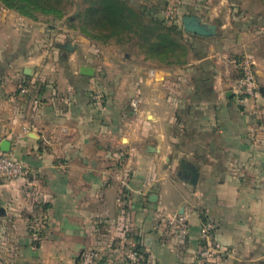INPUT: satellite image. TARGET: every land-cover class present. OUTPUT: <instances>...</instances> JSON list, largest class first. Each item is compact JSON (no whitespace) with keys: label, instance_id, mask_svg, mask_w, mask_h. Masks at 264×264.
I'll return each mask as SVG.
<instances>
[{"label":"crops","instance_id":"obj_1","mask_svg":"<svg viewBox=\"0 0 264 264\" xmlns=\"http://www.w3.org/2000/svg\"><path fill=\"white\" fill-rule=\"evenodd\" d=\"M29 32L0 45V151L27 169L0 183V264H72L109 243L105 230L120 228L125 212L153 264H264V31L235 45L254 62V102L238 98V77L216 57L212 36L194 35L186 63L150 70L137 109L124 76L100 104L95 77L80 73L94 66L75 48L58 61L59 41L26 48ZM182 160L197 169L195 184L178 173ZM176 215L185 234L166 224ZM206 223L214 227L203 236ZM206 243L213 250L202 261Z\"/></svg>","mask_w":264,"mask_h":264},{"label":"rangeland","instance_id":"obj_2","mask_svg":"<svg viewBox=\"0 0 264 264\" xmlns=\"http://www.w3.org/2000/svg\"><path fill=\"white\" fill-rule=\"evenodd\" d=\"M126 1L137 10L142 11L143 16L147 20L148 17L155 16L163 20L164 24L167 26L176 25L183 29L181 17L184 14L192 13L199 15L203 21L216 24L217 33L212 36L211 39H207V41L215 44V51L217 52L216 57L219 56L226 61L232 68V74L237 77L240 75V70L233 63V60L238 61L249 58L247 53L240 51V48H238V44L241 43L242 37L245 34H247V36H255L264 31V0ZM83 6L82 0H64L62 3L61 15L47 14L38 11L33 17H28L20 14L15 8L7 7L4 1L0 0V45L3 46L8 41L17 45L19 43L18 33L24 34V32L28 30H31V32H29L31 36L25 40V44L23 43L26 48L39 46L40 44L41 46L42 44L54 46L56 41H59L61 44L70 41L71 45H73V49H77L76 51L79 57L96 68V72L91 76L95 77L91 86V92L93 96L95 94H100L98 99L93 98L94 101H98L100 104L103 103L104 92H109L110 90L108 89L110 88L111 92H114L111 84L112 80L116 78V75L120 74L124 76L125 83L123 87L126 89L127 97L132 95L134 98L139 97L141 93L148 91V84L145 82L148 80V73L150 70L160 66L171 67L182 65L186 63L193 54V36H190L184 29L185 32H181L179 39V47L181 46V49L184 48L186 50L184 57H177L175 55L166 57L160 54H150L148 56L139 49L135 37L131 40L126 39V35L123 39H119L118 37L103 39L102 37H95L98 36V32L94 30H88L87 33H84L80 28L82 19L74 18L77 12L83 10ZM18 16L28 18L30 21L25 23L26 20L23 19L22 22L18 20ZM46 28H49L51 33L47 39H45L46 32L44 31ZM235 45L238 46V50H236ZM2 46H0V48ZM254 47L256 54L259 50H262V45L256 44ZM63 48L64 47L58 50V61L62 54H68L72 50ZM84 55L86 58L83 57ZM168 59L171 61L183 59L185 62L182 64L174 62L167 63L166 60ZM256 83L257 89L252 95L237 89L235 84L233 88L240 100H251L254 102L260 97L257 79ZM102 88L105 90H102ZM127 102H130V99ZM124 103H126V101ZM177 170L178 164L174 166V178H177ZM118 202L121 201L118 200ZM126 204L127 203L124 205ZM126 215L127 213L125 212L126 221L120 225V228L116 229V231L112 230V228L107 231L105 230V236H103L100 230H97L99 228L94 225L92 227L94 237L100 240V237L103 236L108 238L110 242L107 244L94 243L89 247L88 255H79L72 264H76V262L77 264H153L148 260L145 252L142 240L143 236L138 232L137 227L130 223ZM37 224H42V221H34V224L31 223L28 229L33 231L34 228L35 232L37 230ZM153 225L155 229L158 227L159 223L156 222V219H154ZM116 233L117 235L120 234V236L127 237L124 243H119V237L116 238L117 236H113L116 235ZM132 252H135V259L128 257V254ZM5 261L10 263L11 260L6 259ZM201 263L206 264L205 262ZM25 264H28V262Z\"/></svg>","mask_w":264,"mask_h":264},{"label":"trees","instance_id":"obj_3","mask_svg":"<svg viewBox=\"0 0 264 264\" xmlns=\"http://www.w3.org/2000/svg\"><path fill=\"white\" fill-rule=\"evenodd\" d=\"M2 1L7 7L15 8L20 14L33 17L38 11L61 15L64 0ZM82 2L83 10L74 15V18L82 19L80 27L82 32L87 33L88 30H94L98 32V36L95 37L103 39L112 37L123 39L126 35L125 38L131 40L135 37L139 49L148 56L150 54H160L166 57L185 56L186 50L179 47L181 32H185L182 27L167 26L163 20L155 16L148 17L147 20L142 11L134 8L126 0H82ZM188 34L194 36V34ZM166 62L182 64L185 60L171 61L168 59Z\"/></svg>","mask_w":264,"mask_h":264},{"label":"built area","instance_id":"obj_4","mask_svg":"<svg viewBox=\"0 0 264 264\" xmlns=\"http://www.w3.org/2000/svg\"><path fill=\"white\" fill-rule=\"evenodd\" d=\"M233 63L240 70V75L236 79V88L252 95L257 89L255 70L253 68L254 62L250 58H244L241 60H233ZM21 92H26L27 88L21 86ZM100 94H95L93 98L98 99ZM141 102L140 97H135L130 100V106L137 109L139 103ZM27 172L25 166L16 158L10 156L7 152L0 151V183L4 181H11L23 177ZM119 200V199H118ZM167 225L175 226L179 233L185 234L187 228L185 226V219L181 215H176L173 219H168L166 221ZM214 227L212 223L204 224L200 231L203 236H207L208 232ZM213 248L209 243L203 245L199 252V257L203 260H207L212 253ZM128 257L135 259V252L129 253Z\"/></svg>","mask_w":264,"mask_h":264},{"label":"water","instance_id":"obj_5","mask_svg":"<svg viewBox=\"0 0 264 264\" xmlns=\"http://www.w3.org/2000/svg\"><path fill=\"white\" fill-rule=\"evenodd\" d=\"M181 24L183 29L191 34L202 36V37H210L214 36L217 33V25L214 23L206 22L201 19V17L195 13L185 14L181 17ZM62 47L67 50L73 49V45H71L70 41H67L61 44ZM27 72V71H25ZM95 72L94 67L82 65L80 67V73L86 76H93ZM229 94V93H228ZM10 143L9 141L3 140L1 143V148L4 151L8 150ZM179 174L184 173V177L188 178L189 181L193 184L196 183L198 172L194 167H189L187 163L183 160L180 162ZM155 195L150 196V200H155ZM262 264V263H255Z\"/></svg>","mask_w":264,"mask_h":264}]
</instances>
